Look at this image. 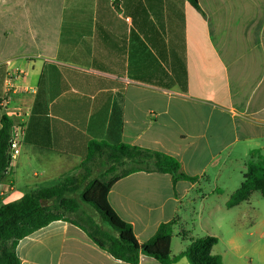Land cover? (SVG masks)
Segmentation results:
<instances>
[{
	"label": "crops",
	"instance_id": "obj_1",
	"mask_svg": "<svg viewBox=\"0 0 264 264\" xmlns=\"http://www.w3.org/2000/svg\"><path fill=\"white\" fill-rule=\"evenodd\" d=\"M198 2L202 12L188 0H0V120L13 121L20 146L0 202L76 175L96 140L169 154L198 178L135 172L113 185L111 206L140 243L176 219V256L188 246L173 249L189 238L187 200L201 201V215L209 201V216L243 205L227 203L247 169L235 182L227 170L236 149L243 168L264 141V0ZM243 232L234 220L222 252L218 238L223 264L240 256ZM16 251L21 264H126L61 220Z\"/></svg>",
	"mask_w": 264,
	"mask_h": 264
},
{
	"label": "trees",
	"instance_id": "obj_2",
	"mask_svg": "<svg viewBox=\"0 0 264 264\" xmlns=\"http://www.w3.org/2000/svg\"><path fill=\"white\" fill-rule=\"evenodd\" d=\"M188 1L202 12L198 0ZM0 122L1 183L11 167L10 144L14 124L7 115H3ZM99 160L107 167L97 177H93L92 165L99 163ZM135 172L171 174L174 182L179 179L198 180L183 173L178 159L169 154L124 143L109 144L93 140L89 142L87 154L76 175L0 206V264H21L16 251L18 243L60 220L79 227L99 248L126 264H139L142 256L153 257L161 264H171L183 257L190 264H223L221 257L212 253L218 238L211 235L190 236L186 249L172 256L171 243L176 219L161 224L147 242L140 243L137 240L132 225L119 216L109 201L113 185ZM255 191L264 196L262 154L257 156V160H249L243 182L231 195L227 206L231 208L249 201ZM85 207L94 210L100 219L90 214Z\"/></svg>",
	"mask_w": 264,
	"mask_h": 264
},
{
	"label": "rangeland",
	"instance_id": "obj_3",
	"mask_svg": "<svg viewBox=\"0 0 264 264\" xmlns=\"http://www.w3.org/2000/svg\"><path fill=\"white\" fill-rule=\"evenodd\" d=\"M242 149L240 151H243ZM248 150H250L249 155L243 158L245 166L243 168L240 158L238 157L239 155L237 154L238 150L236 149L235 152H233L231 156V169H229V167L227 170V176L231 178L232 182H235L239 177L240 180H242L243 169H247L249 160H257L259 154L264 156V141H261L259 145L248 147ZM101 162L102 160H99V163L92 165L94 170L93 177H97L102 169H106L107 165L105 166V164ZM118 169H122V167ZM111 176L112 175H110L109 178ZM193 197L196 196L193 195ZM200 202L201 201L197 198H195V201L189 199L186 202L184 221L180 227L186 236L190 237L193 235L194 237H202L208 234V230H214V232H219V230H221L222 236L218 237L220 241L218 250L222 252L229 249L228 241L230 236H228L227 232L228 228H232L233 221L235 220L244 231L242 238L238 240L242 245L238 252L240 256H235L234 254L229 255V257H231V262H228V259H226V264H264V196L261 192H253L249 201L244 202L240 208H235L230 211L221 210L212 216L208 215L209 201L207 200L204 201L203 214L201 215ZM3 204V202H0V206ZM85 208L90 214L100 219L94 210L87 207ZM256 227L257 229H255ZM225 229H227L226 232ZM187 240H183L182 238L175 240L174 252L180 248L181 244L184 246L188 245L189 241Z\"/></svg>",
	"mask_w": 264,
	"mask_h": 264
},
{
	"label": "built area",
	"instance_id": "obj_4",
	"mask_svg": "<svg viewBox=\"0 0 264 264\" xmlns=\"http://www.w3.org/2000/svg\"><path fill=\"white\" fill-rule=\"evenodd\" d=\"M11 79L9 78L7 80L8 83H10ZM0 102L3 103L4 100L3 98H0ZM20 154V146L19 142L17 141V134L16 131L13 129V138L11 140L10 144V158H11V163L15 161V159L19 156Z\"/></svg>",
	"mask_w": 264,
	"mask_h": 264
}]
</instances>
